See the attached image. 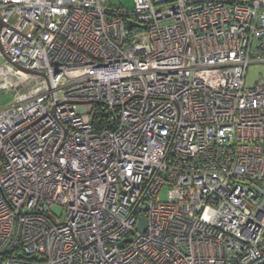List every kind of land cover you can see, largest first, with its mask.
Instances as JSON below:
<instances>
[{
    "label": "built area",
    "instance_id": "2783aa9c",
    "mask_svg": "<svg viewBox=\"0 0 264 264\" xmlns=\"http://www.w3.org/2000/svg\"><path fill=\"white\" fill-rule=\"evenodd\" d=\"M132 4L0 0V264H264V0Z\"/></svg>",
    "mask_w": 264,
    "mask_h": 264
},
{
    "label": "rangeland",
    "instance_id": "374dc122",
    "mask_svg": "<svg viewBox=\"0 0 264 264\" xmlns=\"http://www.w3.org/2000/svg\"><path fill=\"white\" fill-rule=\"evenodd\" d=\"M112 6H122L126 9H131L133 7L132 0H109ZM264 57V53H263ZM2 62V58L0 55V63ZM246 84L248 86H252L255 82L261 81L264 83V62L252 61L247 68ZM12 93L6 90H0V106L6 104L11 100ZM161 199H164V191H161L159 194ZM56 212H59V209H55Z\"/></svg>",
    "mask_w": 264,
    "mask_h": 264
},
{
    "label": "water",
    "instance_id": "95a60500",
    "mask_svg": "<svg viewBox=\"0 0 264 264\" xmlns=\"http://www.w3.org/2000/svg\"><path fill=\"white\" fill-rule=\"evenodd\" d=\"M133 23H131V22H128L127 23V26H128V28L132 25ZM42 76H45V74L43 73V72H41L40 73ZM143 210H146V207H144V209ZM139 223H138V225H137V229L138 230H140V231H144V229H145V219H144V217L141 215L140 217H139ZM128 241H129V239H127ZM121 245V244H120Z\"/></svg>",
    "mask_w": 264,
    "mask_h": 264
}]
</instances>
